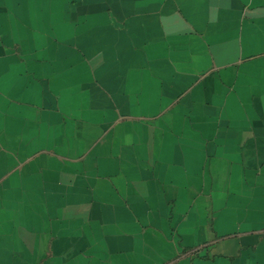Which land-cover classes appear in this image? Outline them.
I'll return each mask as SVG.
<instances>
[{
  "label": "crops",
  "instance_id": "crops-1",
  "mask_svg": "<svg viewBox=\"0 0 264 264\" xmlns=\"http://www.w3.org/2000/svg\"><path fill=\"white\" fill-rule=\"evenodd\" d=\"M0 264H264V0H0Z\"/></svg>",
  "mask_w": 264,
  "mask_h": 264
}]
</instances>
